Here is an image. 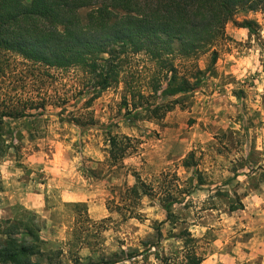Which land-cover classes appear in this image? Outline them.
Returning a JSON list of instances; mask_svg holds the SVG:
<instances>
[{"label":"rangeland","instance_id":"obj_1","mask_svg":"<svg viewBox=\"0 0 264 264\" xmlns=\"http://www.w3.org/2000/svg\"><path fill=\"white\" fill-rule=\"evenodd\" d=\"M244 21L250 31L240 28ZM225 33L215 45L214 74L160 121L130 119L123 83L88 109L87 93L62 105L67 78L53 70L40 81L23 78L24 62L0 54V113H17L30 97L50 101L45 110L26 111L31 116L3 120L0 243L9 230L28 244L25 229H31L43 262L184 264L192 245L201 264H264V14L239 8ZM137 59L144 83L149 64ZM208 62V54L195 61L201 70ZM115 135L138 142L117 163L107 153ZM190 152L197 166L184 169ZM134 173L157 192L168 183L188 190L174 194L173 224L159 195L135 206L123 201ZM231 203L243 208L230 211ZM185 230L194 239L187 247L180 238Z\"/></svg>","mask_w":264,"mask_h":264},{"label":"trees","instance_id":"obj_2","mask_svg":"<svg viewBox=\"0 0 264 264\" xmlns=\"http://www.w3.org/2000/svg\"><path fill=\"white\" fill-rule=\"evenodd\" d=\"M239 8L264 14V0H0V54L14 55L24 62L23 78L33 76L40 81L50 76V70L60 79L67 78L69 95L59 98L62 105L87 93L90 97L83 109H88L103 91L123 83L122 105L130 119L160 121L176 106L183 107L190 93L214 74L218 59L215 45L226 38V25ZM251 27L248 21L240 24L248 31ZM206 54L209 62L201 70L195 61ZM141 56L149 64L144 83H140L142 72L136 68ZM185 61L193 63L186 67ZM132 69L135 72L129 71ZM24 100L30 105L17 113H0V154L5 149L4 118L31 116L26 111L45 110L50 102L45 97ZM71 120L81 123L79 117ZM88 122L93 124L92 118ZM107 145L110 161L117 163L136 152L138 142L115 135L109 137ZM196 166L190 152L182 167ZM161 175L168 177L169 173ZM134 178L135 183L124 189L123 201L135 206L142 197L159 195L166 220L173 224L174 194L188 190L168 183L157 192L136 173ZM198 182L202 184L201 179ZM242 208L241 203L230 205V211ZM25 230L32 239L28 244L20 242L16 233L2 232L6 240L0 243V264H60L40 261L38 237L31 229ZM180 238L185 247L194 243L188 230ZM190 247L184 264H201L203 259Z\"/></svg>","mask_w":264,"mask_h":264}]
</instances>
